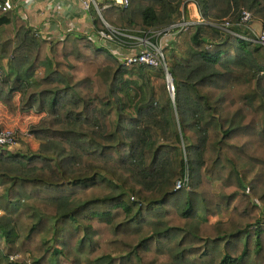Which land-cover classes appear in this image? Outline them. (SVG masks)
I'll return each instance as SVG.
<instances>
[{
	"label": "trees",
	"instance_id": "trees-1",
	"mask_svg": "<svg viewBox=\"0 0 264 264\" xmlns=\"http://www.w3.org/2000/svg\"><path fill=\"white\" fill-rule=\"evenodd\" d=\"M184 1L101 15L142 33ZM189 1L232 33L199 23L164 48L173 99L162 67L123 65L86 36H36L0 9V101L41 114L35 151L0 147V264H264V45L240 37H257L243 11L264 31V0Z\"/></svg>",
	"mask_w": 264,
	"mask_h": 264
},
{
	"label": "built area",
	"instance_id": "built-area-1",
	"mask_svg": "<svg viewBox=\"0 0 264 264\" xmlns=\"http://www.w3.org/2000/svg\"><path fill=\"white\" fill-rule=\"evenodd\" d=\"M80 4L82 8L86 11L90 9H95L96 11H100L102 8L109 6L110 4L116 6H126L128 4V0H69L67 4L68 11L72 12L76 6V4ZM189 5H192L194 8L195 16H190L189 13ZM17 3L13 0H0V9L3 11L8 10H16ZM182 16L176 20L175 22L169 24L163 29L156 30L150 29L146 32H143V38L135 36L132 33L126 32L125 30L118 31L114 27L110 26L106 21L102 19L103 27L100 29L92 30L91 32L86 33H78L77 29L71 28L68 22L62 23L61 27L66 30L73 31L76 30V35L86 36L92 40L95 44L104 47L107 49L121 64L126 66L131 65H149L152 67H162L165 71L166 79H171L169 73L167 72V66L164 60V55L162 54V50L171 46V44L176 41L177 37L186 33L190 30V28L199 23H208L221 31L232 33L228 29L229 22L225 23H217V22H209L206 21L199 13L197 4L194 1L185 0L182 7ZM250 20V14L247 11L242 12V16L240 21L243 23H247ZM63 21V19H62ZM46 29L45 26H40L37 28H33V32L36 36H40ZM74 32V31H73ZM162 32V36L158 37ZM147 33H151L150 36H155V41L150 42L145 38ZM255 33V32H254ZM234 34V33H233ZM256 34V33H255ZM256 39H251L245 36H240L246 40H252L259 42L261 45H264V31L260 36L256 34ZM64 37V36H63ZM61 37L60 39H62ZM43 38V37H42ZM128 38V39H126ZM48 39V38H45ZM58 39V40H60ZM125 40L131 41L130 43ZM169 91L173 90V85L167 86ZM16 143V132L12 128L3 127L0 128V147L10 148ZM188 178L184 176L175 182V188H188ZM264 223V217L262 219ZM18 255H10L8 258L10 261L16 259ZM28 264H34L28 260Z\"/></svg>",
	"mask_w": 264,
	"mask_h": 264
},
{
	"label": "crops",
	"instance_id": "crops-1",
	"mask_svg": "<svg viewBox=\"0 0 264 264\" xmlns=\"http://www.w3.org/2000/svg\"><path fill=\"white\" fill-rule=\"evenodd\" d=\"M17 3L16 12L22 16L27 22L28 26L33 28H37L40 26H45L46 29L41 34V37L48 38V40L57 41L61 37L65 36L68 33H75L76 30L70 31L61 27L62 23L68 22L71 28L77 29L78 33H86L94 30L92 16L89 11H86L82 8V6L78 3L76 4L75 9L70 12L67 9V4L69 0H13ZM189 13L190 16H195L194 8L192 5H189ZM96 11V10H95ZM63 19V21H62ZM103 19V18H102ZM104 20V19H103ZM32 112H23V113H15L12 114L10 119L7 122V125H18L21 130L24 131V126L28 122H24L22 124L20 118L25 117L29 118ZM38 114V113H37ZM37 118L32 120L36 122L38 118L41 117V114H38ZM31 119V118H30ZM26 121V120H25ZM22 141H26L29 144L31 149H36L38 146V141L22 138L20 140L18 147H24L22 145ZM24 143V142H23Z\"/></svg>",
	"mask_w": 264,
	"mask_h": 264
},
{
	"label": "rangeland",
	"instance_id": "rangeland-1",
	"mask_svg": "<svg viewBox=\"0 0 264 264\" xmlns=\"http://www.w3.org/2000/svg\"><path fill=\"white\" fill-rule=\"evenodd\" d=\"M95 10V9H94ZM15 11V10H14ZM16 12V11H15ZM96 14L98 15V17L101 19V23L103 24V22H102V15H101V10L98 12V11H96ZM105 21V20H104ZM106 23H108L107 21H106ZM109 24V23H108ZM110 26H112V27H114L116 30H118V31H120L121 32V30L122 29H120V28H117V27H115V26H113V25H111V24H109ZM155 29V31L156 30H162L163 29V27L162 28H154ZM123 31V30H122ZM126 32H129V33H132V34H134L135 36H138V37H140V38H143L144 36H143V32L142 33H136V32H132V31H129V30H125ZM150 34L151 33H147L146 35H145V38L147 37V40H149L150 42H154L155 41V36H150ZM160 36H162V32L159 34V36L158 37H160ZM185 36V33H182V34H180L178 37H177V39L176 40H178L177 42H181L182 41V38ZM126 39H128V38H126ZM126 42H128V43H130L131 41H129V40H125ZM173 43H175V42H173ZM172 43V44H173ZM171 44V45H172ZM168 52L170 51V50H167ZM168 52H166V53H164V49L162 50V54L164 55V60H168L167 59V55L169 54ZM165 63H166V61H165ZM0 64L5 68L7 65V62H6V60H1L0 61ZM166 65H167V63H166ZM5 70V69H4ZM169 91V90H168ZM30 112H32L31 114H30V117L29 118H26L25 119V117H23V118H20V120H21V122H22V124H24V122H28L27 124H26V126H24L25 128H24V131L23 130H21L20 129V127L18 126V125H7V122L10 120V119H12V118H14V117H11L12 116V114L10 113V112H8V110H7V108L5 107V105L0 101V128H3V127H9V128H12L13 130H15V132H16V143L13 145V146H11L10 148L8 147L7 148V151H9V152H26V151H35L34 149H31L30 148V146H29V144L28 143H26V141H22V145L24 146V147H22V146H20V148L18 147V144H19V142H20V140H22V138H25V139H31V140H35L36 141V139L32 136V135H30L29 133H28V126L30 125V124H34V123H36L38 120H39V118H38V120L36 121V122H33L32 123V120H34V118H37L39 115L37 114V113H35V112H33V111H30ZM14 115V114H13ZM31 118V119H30ZM26 120V121H25ZM24 142V143H23ZM196 177V176H195ZM196 180V179H195ZM194 180V181H195ZM189 189V188H188ZM212 189H213V193L214 194H218L219 192H220V190H221V184L219 183V182H216V183H214L213 184V187H212ZM0 213H1V210H0ZM227 215H228V211H225V212H223L221 215H218V216H215V217H209V219L211 220V221H215V220H217V219H220V218H226L227 217ZM259 216H260V219L262 218L263 219V217H262V213L261 212H259ZM264 216V215H263ZM26 257L28 258V253L26 254Z\"/></svg>",
	"mask_w": 264,
	"mask_h": 264
},
{
	"label": "water",
	"instance_id": "water-1",
	"mask_svg": "<svg viewBox=\"0 0 264 264\" xmlns=\"http://www.w3.org/2000/svg\"><path fill=\"white\" fill-rule=\"evenodd\" d=\"M248 26L258 35L260 36L263 32V26L262 23L258 20H253L250 19L248 21ZM167 80V86H170L172 84L171 79H166ZM171 98L173 99V90L169 91Z\"/></svg>",
	"mask_w": 264,
	"mask_h": 264
}]
</instances>
